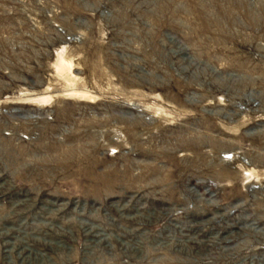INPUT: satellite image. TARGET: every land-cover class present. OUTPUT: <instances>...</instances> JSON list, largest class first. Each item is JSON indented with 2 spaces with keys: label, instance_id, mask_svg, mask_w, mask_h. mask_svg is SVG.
Segmentation results:
<instances>
[{
  "label": "rangeland",
  "instance_id": "1",
  "mask_svg": "<svg viewBox=\"0 0 264 264\" xmlns=\"http://www.w3.org/2000/svg\"><path fill=\"white\" fill-rule=\"evenodd\" d=\"M0 264H264V0H0Z\"/></svg>",
  "mask_w": 264,
  "mask_h": 264
},
{
  "label": "bare ground",
  "instance_id": "2",
  "mask_svg": "<svg viewBox=\"0 0 264 264\" xmlns=\"http://www.w3.org/2000/svg\"><path fill=\"white\" fill-rule=\"evenodd\" d=\"M46 98H44L43 100H45Z\"/></svg>",
  "mask_w": 264,
  "mask_h": 264
}]
</instances>
